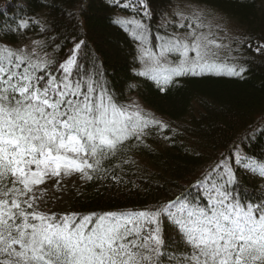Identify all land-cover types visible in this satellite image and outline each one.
<instances>
[{
	"label": "trees",
	"instance_id": "1",
	"mask_svg": "<svg viewBox=\"0 0 264 264\" xmlns=\"http://www.w3.org/2000/svg\"><path fill=\"white\" fill-rule=\"evenodd\" d=\"M176 1L231 19L239 28L238 52L221 70L161 84L140 73L145 53L160 50L168 34L161 20ZM121 17L142 27L126 26ZM27 47L35 48L36 63L47 64L37 75L63 77L61 65L74 56L73 83L90 82L120 109L136 100L164 124L130 135L101 158L92 179L72 188L67 210L53 216L156 211L173 203L206 207V187L214 183L241 204L264 205L261 175L235 164L264 165V0H0V50L32 61Z\"/></svg>",
	"mask_w": 264,
	"mask_h": 264
},
{
	"label": "snow or ice",
	"instance_id": "2",
	"mask_svg": "<svg viewBox=\"0 0 264 264\" xmlns=\"http://www.w3.org/2000/svg\"><path fill=\"white\" fill-rule=\"evenodd\" d=\"M190 39L160 52H179L178 67H163L145 53L157 66L140 74L167 83L173 75L215 70L209 58L221 45L195 31ZM74 63L73 56L61 65L63 77L37 75L46 73V63L0 50V264H153L164 215L193 250L186 264H264V205L241 204L223 184L206 188L207 207L173 203L156 211L62 218L34 210V190L46 176L92 179L89 171L98 170L101 158L148 123L106 94L96 95L90 82L73 83ZM251 170L264 176V165ZM226 175L235 183L230 170Z\"/></svg>",
	"mask_w": 264,
	"mask_h": 264
},
{
	"label": "rangeland",
	"instance_id": "3",
	"mask_svg": "<svg viewBox=\"0 0 264 264\" xmlns=\"http://www.w3.org/2000/svg\"><path fill=\"white\" fill-rule=\"evenodd\" d=\"M164 15L165 16H163L161 20V25L166 29V31H168V34H166L164 37V41L162 42L158 53L153 55L159 57L160 65L163 67H178L184 57H182L180 53L176 51L168 52L165 56L160 57L161 50L172 41L191 43L190 37L192 31H195L198 35H205L208 37V39L214 40L216 43L221 45V47L213 49L216 55L209 58L210 62L217 66L215 70H221L223 65L227 63L226 60H235L234 58L235 54L238 52V48L236 45H234V43H238L239 28L225 15L220 14L209 7L188 1L174 2L167 14ZM120 21L126 26H133L135 29L137 28L136 25L140 24L133 18L121 17ZM181 25L184 26L181 27ZM190 25L191 27H189ZM197 25H201V27H197ZM16 52L17 56H22L20 55V52ZM26 52L30 55L36 53L34 47H31V49H28L27 47ZM192 56L193 54L189 53V58ZM31 60L36 63V61H40V58L38 55H33ZM67 61L64 64H66ZM156 66L157 65L153 61L148 60L142 73L146 72L149 68ZM151 75L152 74L145 76L157 82L156 79L151 78ZM157 83L164 84L162 79ZM122 110L126 111L130 115L139 114L143 121L148 122L146 126L143 124L141 125L142 131H138L136 133L137 135L144 134L148 128L152 126H157L163 130L164 124L157 120L150 110L146 109L136 100L128 103L127 106H125ZM243 162V159H239L235 162V164L238 165L240 170L245 173L253 172L251 168L257 166L253 163L246 164ZM261 177L262 181L264 182V176ZM85 181L86 178L80 173H72L67 176L61 175L58 177L46 176L45 183L38 185L34 190V210H36L37 213L44 212L46 215L47 211L50 212L49 215H52L53 212L56 211L64 212L69 206L72 188L76 189L80 187V185ZM206 188H211V186L207 185ZM205 193L207 197V191ZM161 220L160 229L163 243L159 248V255L150 253V255L154 257L153 264H186L185 258L192 254V248L186 243L183 234L170 221L167 215L162 216Z\"/></svg>",
	"mask_w": 264,
	"mask_h": 264
},
{
	"label": "bare ground",
	"instance_id": "4",
	"mask_svg": "<svg viewBox=\"0 0 264 264\" xmlns=\"http://www.w3.org/2000/svg\"><path fill=\"white\" fill-rule=\"evenodd\" d=\"M133 19H134V18H133ZM122 23H123V22H122ZM145 28H147V27H145ZM139 31H140V30H139ZM142 31H143V30H142ZM152 31H153V30H152ZM128 32H129V31H128ZM131 32H132V31H131ZM154 32H155V30H154ZM156 34H158V33H156ZM156 34H155V35H156ZM156 38H157V37H156ZM150 40H151V39H150ZM143 42H144V41H143ZM226 74H227V73H226Z\"/></svg>",
	"mask_w": 264,
	"mask_h": 264
}]
</instances>
